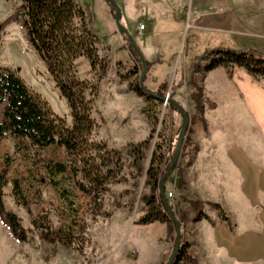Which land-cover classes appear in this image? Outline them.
<instances>
[{"label":"rangeland","instance_id":"374dc122","mask_svg":"<svg viewBox=\"0 0 264 264\" xmlns=\"http://www.w3.org/2000/svg\"><path fill=\"white\" fill-rule=\"evenodd\" d=\"M113 1L122 14L127 10V5L132 17L129 23H125L121 16L120 23L128 35L135 38L137 20L134 18V0ZM78 4L86 22L98 36L99 57L107 61L104 74L92 73L84 58L74 62L77 77L91 88L87 96L92 104L91 118L95 124L91 140L104 142L109 149L122 151L124 167L119 176L123 182L110 184L109 192L103 197L102 211L109 214V217L93 219L89 211L90 199L79 192L70 175H50L46 171L49 163L67 162L62 148L25 147L21 141L5 138L0 143V173L3 172L5 177V185L0 186L3 204L6 210L14 212L21 219L22 226L30 230V233L28 242H18L0 222V264H112L117 261L131 226L144 214L140 197L149 194V189L144 187L145 180L142 181L144 175L140 178L136 176L130 165L131 159L124 150L128 145L144 141L154 130L146 153L145 167L148 166L150 151L153 153L156 144L161 146V152L168 162L174 152L182 123L181 116L167 104L146 103L129 90V85L138 82L143 74L127 50V37L117 32L113 13L108 15L105 1L78 0ZM17 5L16 0H0V23L5 22L0 34V68L19 76L70 125L69 110L64 99L60 97L43 63L26 43L23 30L13 17ZM184 49L182 44L181 51ZM179 56L177 59L174 56L168 57L166 64H162V60L167 57L160 56L144 74L143 83L151 92L158 91L164 83V95L170 94L172 100L180 104L188 114L189 126L175 165L178 172L177 169L172 170L166 179L165 195L172 193L171 206L177 214L187 212L189 223L196 215H193L188 205L191 200H187L181 193L186 186L184 171L192 158V152L196 150L191 141L200 128V113L191 99L195 88L189 84V78L192 76L195 85L200 86L201 74L192 75L194 63L184 64L181 53ZM170 82V91L167 92ZM179 172L184 181L182 190L175 186ZM15 185L21 198L19 201L13 195ZM40 214H46L54 228L71 230L75 236L81 235L77 229L79 225H84L86 242L82 250L39 240L38 232L33 229L31 222ZM186 226L182 230L184 241ZM166 242L172 252L173 240L167 238V235Z\"/></svg>","mask_w":264,"mask_h":264},{"label":"crops","instance_id":"0c3cea01","mask_svg":"<svg viewBox=\"0 0 264 264\" xmlns=\"http://www.w3.org/2000/svg\"><path fill=\"white\" fill-rule=\"evenodd\" d=\"M134 6L132 40L150 64L181 53L189 65L216 49H251L264 57V0H134ZM126 9L120 14L129 23ZM200 87V128L181 195L200 201L213 219L205 204H219L233 231L194 216L185 241L198 264H264V79L218 67L201 75ZM170 252L165 224L133 225L112 264H165Z\"/></svg>","mask_w":264,"mask_h":264},{"label":"trees","instance_id":"16d2710c","mask_svg":"<svg viewBox=\"0 0 264 264\" xmlns=\"http://www.w3.org/2000/svg\"><path fill=\"white\" fill-rule=\"evenodd\" d=\"M16 1L18 5L13 17L18 20L26 43L43 63L60 97L64 99L71 121L68 125L65 119L57 115L19 76L0 68V143L5 138L11 137L21 141L25 147L62 148L66 153L67 162L49 163L46 165V171L50 175L69 174L79 192L90 199L91 217L93 219L100 216L109 217V214L102 211V201L104 195L109 192L110 184L123 182L119 176L124 167L122 151L109 149L104 142L91 140L95 130L91 118L92 104L87 97L91 88L87 82L77 77L74 66L76 60L84 58L88 61L92 73L106 72L107 61L98 55V36L86 22L78 0ZM105 3L113 13L114 6ZM4 25L5 22L0 23V34ZM120 34L127 37V50L138 65V69L143 73L145 65L148 71L151 64L146 62L131 44L130 36L124 32ZM218 67L227 69L228 74L234 67L242 68L251 76L264 79V57L251 49L239 51L216 49L205 52L196 58L191 74L204 75ZM189 84L195 88L191 99L195 103V109L201 113L202 88L195 85L192 76L189 78ZM164 88L165 85L162 84L158 91L151 92L140 86V79L129 85V90L144 102L156 104L163 103ZM169 100H172V96ZM167 105L171 110L176 111L169 102ZM153 134L154 130L147 139L128 145L124 150L131 159L130 165L134 168L136 176L140 178L145 175L144 187L149 189V194L140 197L144 214L135 225L145 226L155 222L165 224L167 238L173 240L174 246L175 224L168 216L159 192V180L169 162L162 154L159 144L155 145L150 162L147 168L145 167L146 153ZM176 169L174 166L173 170ZM4 185L5 177L2 172L0 186ZM175 186L179 190L184 187L181 172L178 173ZM13 195L17 201L21 199L16 185L13 187ZM2 198L3 194L0 190L1 224L9 230L14 240L28 242L30 230L22 226L21 219L14 212L5 209ZM166 199L170 204V200L167 197ZM188 205L193 215H196V220L202 218L212 226L223 223L228 230L233 231L230 221L219 204H205L208 211L214 214V219L201 212L203 204L200 201H188ZM170 208L180 226V245L172 264H198L190 254L191 244L184 241L182 236V230L189 221L188 213L182 211L177 214L171 204ZM31 225L38 232L39 240L44 243L59 244L65 248L81 251L86 242L84 225L78 226L77 231L81 233L80 236H75L71 230L54 228L46 214L36 216Z\"/></svg>","mask_w":264,"mask_h":264},{"label":"water","instance_id":"95a60500","mask_svg":"<svg viewBox=\"0 0 264 264\" xmlns=\"http://www.w3.org/2000/svg\"><path fill=\"white\" fill-rule=\"evenodd\" d=\"M104 1L110 3V4H112L114 6L115 10H114V12L112 14V19H113L114 25L117 28L118 32L119 33L124 32V33L128 34L126 28H124V26L121 25V23H120L121 14H120V9L116 5V3L113 0H104ZM130 39H131V44H133V46L137 49V47L135 46V44H134V42H133L131 37H130ZM137 51H138V49H137ZM139 54H140V52H139ZM145 73H146V67L144 65L143 73H142L143 75L140 78V86L143 87V88H146L144 86V83H143V76H144ZM170 87H171V82L168 85L167 92L170 91ZM169 97H170V94H166L162 98V102H163L164 105H166L169 102V104L176 109V111L181 116L182 123H181L180 131H179V134H178V138H177V141H176V145H175V149H174L173 155H172V157H171V159H170V161H169V163L167 165V168H166L165 172L163 173L161 179L159 180V192H160V195L162 197L163 203H164V205L166 207V210L168 212V216L174 222L175 228H176L175 243H174L172 252H171L166 264H172V262H173V260L175 258V255H176V253H177V251L179 249V245H180V226H179V223L176 221V219H175V217H174V215L172 213V210L170 208L169 202L166 199L165 192H164V182L169 177L170 173L172 172L174 166L176 165V163H177V161L179 159V156H180L182 148H183V143H184V139H185V136H186V133H187V129H188V126H189V118H188V114L186 113V111L182 108V106L180 104H178L174 100H169ZM151 155H152V150L150 151V154H149V157H148V160H147V165L150 162ZM144 180H145V175L143 176L142 181L144 182Z\"/></svg>","mask_w":264,"mask_h":264},{"label":"built area","instance_id":"2783aa9c","mask_svg":"<svg viewBox=\"0 0 264 264\" xmlns=\"http://www.w3.org/2000/svg\"><path fill=\"white\" fill-rule=\"evenodd\" d=\"M142 30H143V26L142 25H139L138 26V31L141 32ZM166 197L171 201V199H172V193L171 192H168L166 194Z\"/></svg>","mask_w":264,"mask_h":264}]
</instances>
